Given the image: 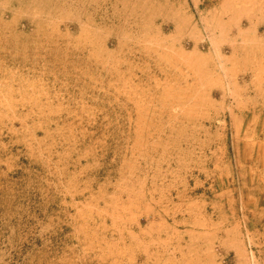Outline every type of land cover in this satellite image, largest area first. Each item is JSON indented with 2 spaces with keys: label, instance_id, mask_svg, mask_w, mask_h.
<instances>
[{
  "label": "rangeland",
  "instance_id": "rangeland-1",
  "mask_svg": "<svg viewBox=\"0 0 264 264\" xmlns=\"http://www.w3.org/2000/svg\"><path fill=\"white\" fill-rule=\"evenodd\" d=\"M0 264H264V0H0Z\"/></svg>",
  "mask_w": 264,
  "mask_h": 264
}]
</instances>
